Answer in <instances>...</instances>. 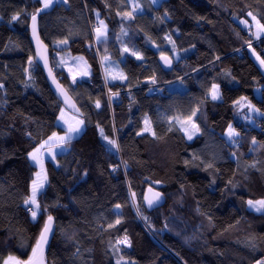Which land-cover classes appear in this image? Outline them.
Segmentation results:
<instances>
[{
	"label": "trees",
	"instance_id": "obj_1",
	"mask_svg": "<svg viewBox=\"0 0 264 264\" xmlns=\"http://www.w3.org/2000/svg\"><path fill=\"white\" fill-rule=\"evenodd\" d=\"M135 1L141 12L131 19L117 15L131 12L127 0H60L37 16L53 74L83 123L80 135L44 162L48 179L33 221L24 205L36 171L28 153L60 131L62 106L28 38L41 3L0 0V264L10 254L27 259L49 215L45 264H255L264 258V211L247 208L248 200L264 199V74L251 55L264 60V38L253 42L249 33L253 16L264 24V0ZM97 20L107 25V36L94 44ZM53 51L82 56L89 76L69 77L54 66ZM162 53L168 67L159 62ZM104 57L126 79H107ZM153 78L160 95L142 89ZM213 84L219 100L208 96ZM106 91L117 95L108 101ZM241 97L261 113L253 125L235 117ZM193 111L200 131L188 140L176 118ZM145 118L155 137L143 131ZM229 124L240 134L235 143L223 135ZM156 193L162 202L149 205ZM166 200L158 234L151 217ZM125 235L130 247L116 243Z\"/></svg>",
	"mask_w": 264,
	"mask_h": 264
},
{
	"label": "snow or ice",
	"instance_id": "obj_2",
	"mask_svg": "<svg viewBox=\"0 0 264 264\" xmlns=\"http://www.w3.org/2000/svg\"><path fill=\"white\" fill-rule=\"evenodd\" d=\"M39 2L42 4V8H37L35 13H33L31 15V21H32V33H33V38L37 41V45H38V54L41 55V58L45 60V67H47V59L46 57L42 54L39 53V47L42 44V42L39 39V36L37 34V16L40 12H42L44 9L49 8L52 3L53 0H39ZM64 3H67V0H63ZM153 4L156 3V0H152ZM140 5L137 3L133 4V11H135L137 8H139ZM18 15H13L12 19L13 20H17L18 19ZM117 15H123L124 17H127L129 19L133 18V14L132 12H124V13H120L118 12ZM165 15H167V13H165ZM248 15H252V13H248ZM97 18H99V13H97ZM253 20L256 21V25L257 28L260 32H264V24H261L259 21L256 20V17L253 16ZM244 23H246V21H243ZM95 34H96V39L98 42L102 41V38L106 39L107 36V25L104 23L103 20H99V25L97 27L94 28ZM121 31H123V29H121ZM259 34V32L257 33ZM166 39H168L172 44H173V51H175V43L173 41H171L170 37H165ZM60 43L63 44H67V40H63L60 41ZM124 52H128L130 51L129 48L124 47L123 49ZM132 55L135 56L137 59H141V54L137 51H132ZM78 59H82V58H78ZM103 59L107 60L108 57H104ZM161 59L164 60L165 63L170 64L171 60L165 56L163 53L161 54ZM258 60H260L261 65H264V60H261L260 57H257ZM32 63V58L29 57V64L31 65ZM49 74L51 75V69H49ZM84 75H87V73H83ZM113 79H121L124 80L126 79V76L123 73H119L117 74H111ZM73 79L75 80V76L73 77ZM155 82V79L153 78V83ZM0 87H3V85H0ZM59 88V86H58ZM63 94V93H62ZM112 96L117 95V93H112ZM210 95L212 100H217L220 97V93H219V86L216 84H213L211 89H210ZM109 99L111 100V96L109 97ZM241 99H246V98H241ZM96 107L99 108L100 107V102L96 101ZM249 107H252L251 105H249ZM196 112L193 111L192 115L187 117L186 120H180L179 118L177 119V122L180 123L181 125V130H183L185 132V134L187 135L188 139L191 140L193 138V135H195V133L200 131V128L193 123L192 121V116H195ZM60 119H64V115H63V110H61V116ZM65 123H67V121H65ZM83 121H76L75 125L69 124L67 132L65 133L64 136H57L56 133H53L52 136L48 137L47 140L43 141L39 147H36L33 149V151L28 153V156L30 157V159L32 161L35 162L36 165L39 166V171H37L34 176L35 178L32 179L31 181V193L29 196H27L24 199V205L28 206L27 210L31 213V217L32 220L35 221L38 215V210L40 208V205L38 203L37 200V196L40 193V190L44 187L45 183L47 182V173L45 171L44 168V155H45V150L47 151V153L49 155L52 156V159H55V153L52 151V149L56 146L59 145H66L68 143L71 142L72 138H73V134L77 133L79 131V125L82 124ZM144 132H149L151 133L154 137L156 136L155 131L152 129L151 123L150 121L145 118L144 120ZM189 125L191 127H189ZM169 131H171V127L169 128ZM29 135H31L29 133ZM101 135L103 136V130L101 129ZM137 135H140V133H137ZM240 134L239 132L236 131L235 128L232 127L231 124H229L228 126V130H227V136L229 137L230 140H232L233 143H235V137H238ZM103 138L107 141V143L109 145H111L113 148H116L117 150H119V146L117 145V142L114 139H109V137L107 136H103ZM253 143H255V139H253ZM233 155H235V153H233ZM193 159H196V157L194 156ZM189 162L185 161V164L187 165ZM126 165V162H125ZM206 167L211 168L212 165L208 164ZM157 183H159V181H157ZM151 191V189H150ZM160 194L156 193L153 199H148L147 197H145V199H148V203L149 205H151L153 203V200H158L159 199ZM247 204L250 208H254L257 212H260L262 210H264V199H260V200H248ZM117 208L120 207V205H116ZM139 212V210H138ZM52 223H53V217L51 215H49L47 217V220L45 221L38 238L36 239L35 245L32 246L31 249V255L28 256V258L26 260L24 259H20L17 256L14 255H8L4 260H3V264H45V257H44V253H45V246L48 244L49 242V234L52 232ZM117 224L120 223V220L118 219L116 221ZM113 227L112 224H109V228ZM117 244H126L129 247L131 246L130 240L127 237V235L124 236L123 239H118L116 241ZM253 247H255V245H252ZM117 251H119V249H116ZM77 251H79V249H77ZM121 259H123V257H121ZM117 264H120V260H117ZM255 264H264V258L259 259L255 262Z\"/></svg>",
	"mask_w": 264,
	"mask_h": 264
},
{
	"label": "rangeland",
	"instance_id": "obj_3",
	"mask_svg": "<svg viewBox=\"0 0 264 264\" xmlns=\"http://www.w3.org/2000/svg\"><path fill=\"white\" fill-rule=\"evenodd\" d=\"M58 1H60V0H57L56 2H58ZM129 1L131 2V4H134V2H135V0H129ZM150 1L152 2V0H150ZM160 1L161 0H156L155 4H158ZM98 25H99V20H97V24L93 27V30H92V33H91L92 34L91 36L94 39V42H93L94 44H97V39H96V34H95V31H94V28L97 27ZM251 27H252V29L250 30V32L249 31L248 32L253 36V38H254L253 42H258L260 39L264 38V32H260L258 30L257 25H256V21L252 22ZM258 32H259V34H257ZM250 46H251V43H249L247 45L248 48ZM251 55H252L253 59L255 60V62L258 64V66L261 68V71L264 74V65H261L260 60L257 59L258 56H256L252 52H251ZM68 57L71 59V64L70 65L73 68V71H74L73 73H74V75L77 78H85V77L89 76V67L86 64L85 59L82 56L68 54ZM78 58H82V59H78ZM172 58L173 59L176 58L175 54L172 55ZM101 62H102L101 64L103 66L106 78L110 79L111 81L116 80V79H113L112 75H111V74H117V75L119 74V71H118V68L116 66V63L112 62V61H109V59H107V60L103 59ZM85 72L87 73V75L83 74ZM117 80H119V78H117ZM111 94L112 93H109V92L106 91V97H107L108 101H109V97L111 96ZM254 95H255L256 98H259L260 95H261V89H255L254 90ZM208 96H209L210 99H212L211 95H210V91H209ZM241 98H239L238 100H236L234 102V108H235L234 109V114H235V117L239 118L242 122H244L246 124L253 125V124H255V122H254L255 118L256 117H260L261 113L255 108V106L246 97H243V98H246V99H241ZM219 99H220V97H219ZM219 99H217V100H219ZM249 105H251L252 107H249ZM67 113L70 114L69 112H67ZM70 115L74 116L72 114H70ZM75 118H77V116ZM189 127H190V125H189ZM227 130H228V128L226 129V131L224 132L223 135L228 141H232L227 136ZM182 132L185 135V137L188 139V137L185 134V132L183 130H182ZM64 150H61V148H59L58 151H60V152H55V153H61ZM168 202L169 201L166 200L164 205H162L161 207L157 208L154 211V213L152 214V217H151L152 218L151 222H150L151 228L154 231H156V233H158V234L161 233L164 230L163 221H164L165 210H166ZM247 208L252 210V211H254V212H257L254 208H250L248 206V204H247ZM263 211L264 210H262L260 212H263Z\"/></svg>",
	"mask_w": 264,
	"mask_h": 264
},
{
	"label": "water",
	"instance_id": "obj_4",
	"mask_svg": "<svg viewBox=\"0 0 264 264\" xmlns=\"http://www.w3.org/2000/svg\"><path fill=\"white\" fill-rule=\"evenodd\" d=\"M37 34L39 36L38 19H37ZM28 38H29V42L31 44V47L33 49V60H34L35 64L37 66H39V68L41 69L50 90L52 91V93L54 94L56 99L60 102V104L64 110H66L67 112H69L70 114H72L74 116H79L80 112H79L75 102L73 101L71 96L68 94V92L65 90V88L57 81V79L55 78V76L52 72L48 47L41 41L40 37H39V39L42 42V44L39 47V53H42L46 57L47 67H45V60L41 58L40 54H38L37 41L33 38V33H32L31 18L29 19V22H28ZM159 62L163 67L169 66V64L165 63L164 60H162L161 58L159 59ZM49 69H51V75L49 74ZM58 86H59V88H58ZM149 199H151V198H149ZM161 202H162V198L159 197V199L156 200L153 205L158 206ZM52 234H53V223H52V232L49 234V242H50V239L52 237ZM49 242H48V244H49ZM48 244L45 246V251H46ZM44 257H45V253H44Z\"/></svg>",
	"mask_w": 264,
	"mask_h": 264
},
{
	"label": "crops",
	"instance_id": "obj_5",
	"mask_svg": "<svg viewBox=\"0 0 264 264\" xmlns=\"http://www.w3.org/2000/svg\"><path fill=\"white\" fill-rule=\"evenodd\" d=\"M57 0H53V3H52V5L56 2ZM127 3H128V6H129V9H130V11L133 13V14H138V13H140L141 12V7H139V8H137L135 11H133V4H131V2L129 1V0H127ZM134 3H137L136 1L134 2ZM138 4V3H137ZM51 5V6H52ZM155 5V4H154ZM157 5V4H156ZM155 5V6H156ZM50 6V7H51ZM49 7V8H50ZM41 8H42V4H41ZM49 8H47V9H49ZM44 10H46V9H44ZM53 55H54V66L55 67H57L58 69H62V70H64L65 72H66V74L69 76V77H71L72 79H73V77L75 76L74 75V71H73V68L71 67V59L68 57V54L67 53H65V52H59V51H53ZM88 77V76H87ZM87 77H85V78H87ZM85 78H77L76 76H75V79H85ZM61 110H63V115H64V119H60V116H61ZM60 111H59V113H58V116H57V118H56V125H57V127L58 128H60V131L59 132H54V133H56L57 134V136H64L65 135V133L67 132V129H68V126H69V124H72V125H75L76 124V121H79V119L78 118H75L76 116H71L70 114H68L63 108L61 109ZM65 121H67V123H65ZM80 133H81V124L79 125V131L77 132V133H74L73 134V138L72 139H74V138H76V137H78L79 135H80ZM50 136H52V134L50 135ZM49 136V137H50ZM48 139V137L45 139V140H47ZM44 140V141H45ZM39 147V146H38ZM59 148H61V150H64L65 149V146L64 145H59V146H56V147H54L53 149H52V151L55 153V152H60V151H58L59 150ZM33 151V150H32ZM55 154H58V153H55ZM28 159H29V161L35 166V168H36V171H35V173L37 172V171H39L40 169H39V166L38 165H36L35 164V162L34 161H32L31 159H30V157L28 156ZM46 160H50V161H53L54 159H52V156L51 155H49L48 153H47V151L45 150V155H44V162L46 161ZM34 173V174H35ZM35 178V176H33V179ZM43 189V188H42ZM41 189V190H42ZM40 190V191H41ZM30 193H31V184H30V192H29V195H30Z\"/></svg>",
	"mask_w": 264,
	"mask_h": 264
},
{
	"label": "built area",
	"instance_id": "obj_6",
	"mask_svg": "<svg viewBox=\"0 0 264 264\" xmlns=\"http://www.w3.org/2000/svg\"><path fill=\"white\" fill-rule=\"evenodd\" d=\"M142 89L145 91L146 94L160 95L163 92L162 86L157 84V83H155V82L153 83V81L148 82L147 86L142 87ZM27 207L28 206H26V209H27Z\"/></svg>",
	"mask_w": 264,
	"mask_h": 264
}]
</instances>
